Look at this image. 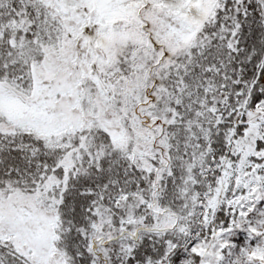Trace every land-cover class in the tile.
I'll return each instance as SVG.
<instances>
[{
    "label": "snow or ice",
    "instance_id": "snow-or-ice-1",
    "mask_svg": "<svg viewBox=\"0 0 264 264\" xmlns=\"http://www.w3.org/2000/svg\"><path fill=\"white\" fill-rule=\"evenodd\" d=\"M0 264H264V0H0Z\"/></svg>",
    "mask_w": 264,
    "mask_h": 264
},
{
    "label": "rangeland",
    "instance_id": "rangeland-1",
    "mask_svg": "<svg viewBox=\"0 0 264 264\" xmlns=\"http://www.w3.org/2000/svg\"><path fill=\"white\" fill-rule=\"evenodd\" d=\"M237 231V233H238V236L236 237V239H243V237H244V233H242V231L241 230H236Z\"/></svg>",
    "mask_w": 264,
    "mask_h": 264
}]
</instances>
